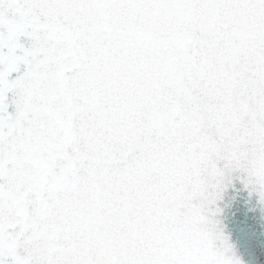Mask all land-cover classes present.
Masks as SVG:
<instances>
[{"label": "snow or ice", "instance_id": "obj_1", "mask_svg": "<svg viewBox=\"0 0 264 264\" xmlns=\"http://www.w3.org/2000/svg\"><path fill=\"white\" fill-rule=\"evenodd\" d=\"M242 207L264 0H0V264H243Z\"/></svg>", "mask_w": 264, "mask_h": 264}, {"label": "water", "instance_id": "obj_2", "mask_svg": "<svg viewBox=\"0 0 264 264\" xmlns=\"http://www.w3.org/2000/svg\"><path fill=\"white\" fill-rule=\"evenodd\" d=\"M241 208L240 212L232 217L229 214L228 231L232 233L230 243L233 254L243 264H258L260 246L264 244V215L260 212H247Z\"/></svg>", "mask_w": 264, "mask_h": 264}]
</instances>
